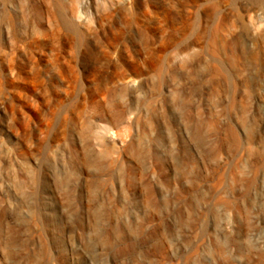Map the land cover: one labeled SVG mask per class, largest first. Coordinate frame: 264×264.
I'll use <instances>...</instances> for the list:
<instances>
[{
  "label": "rangeland",
  "instance_id": "374dc122",
  "mask_svg": "<svg viewBox=\"0 0 264 264\" xmlns=\"http://www.w3.org/2000/svg\"><path fill=\"white\" fill-rule=\"evenodd\" d=\"M0 264H264V0H0Z\"/></svg>",
  "mask_w": 264,
  "mask_h": 264
}]
</instances>
